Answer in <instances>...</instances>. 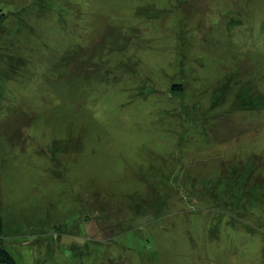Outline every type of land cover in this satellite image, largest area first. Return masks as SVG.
Returning <instances> with one entry per match:
<instances>
[{
  "label": "rangeland",
  "instance_id": "rangeland-1",
  "mask_svg": "<svg viewBox=\"0 0 264 264\" xmlns=\"http://www.w3.org/2000/svg\"><path fill=\"white\" fill-rule=\"evenodd\" d=\"M2 16L16 264H264V0H0Z\"/></svg>",
  "mask_w": 264,
  "mask_h": 264
},
{
  "label": "trees",
  "instance_id": "trees-1",
  "mask_svg": "<svg viewBox=\"0 0 264 264\" xmlns=\"http://www.w3.org/2000/svg\"><path fill=\"white\" fill-rule=\"evenodd\" d=\"M4 16L0 17V24L2 21V18ZM240 163V162H239ZM231 167V166H230ZM152 171H154L153 175L156 178H163L164 180H167L169 177V174L165 175V170H163L164 168H150ZM234 166H233V170H234ZM232 170V171H233ZM151 171V172H152ZM164 171V172H163ZM224 171V170H223ZM237 171V170H236ZM169 173V172H168ZM256 172H249V175L246 179H244L243 181L239 182V185L237 184V188L236 190L241 191V189H243L242 191V195L244 197V195L246 196L247 192L249 191V188L251 187L252 183H256V180H254L255 178L258 179L259 174ZM150 182L147 181L145 187H143L144 191H140L144 196H146L145 198V202L144 204L141 205V207L137 208V210L134 211L133 215H136L138 212L142 211L145 207L149 206L150 204L153 203V201L155 200V198L149 197L148 193L146 192V188H148V184ZM246 186V188H244ZM248 187V188H247ZM231 190V189H230ZM158 192V191H157ZM244 193V194H243ZM247 197V196H246ZM238 198V196L236 197ZM241 198V196L239 197ZM2 226H3V222H2V215H1V204H0V243H1V231H2ZM0 264H16L15 259L13 257V255L10 253L9 250H7L6 248H4L1 244H0Z\"/></svg>",
  "mask_w": 264,
  "mask_h": 264
}]
</instances>
